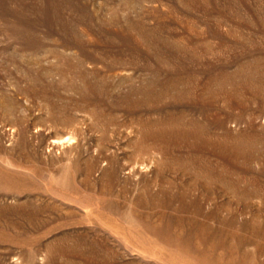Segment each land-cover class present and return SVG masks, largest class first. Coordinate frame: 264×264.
<instances>
[{
    "label": "rangeland",
    "instance_id": "1",
    "mask_svg": "<svg viewBox=\"0 0 264 264\" xmlns=\"http://www.w3.org/2000/svg\"><path fill=\"white\" fill-rule=\"evenodd\" d=\"M0 264H264V0H0Z\"/></svg>",
    "mask_w": 264,
    "mask_h": 264
},
{
    "label": "bare ground",
    "instance_id": "2",
    "mask_svg": "<svg viewBox=\"0 0 264 264\" xmlns=\"http://www.w3.org/2000/svg\"><path fill=\"white\" fill-rule=\"evenodd\" d=\"M54 143H55V142H54ZM54 143H53V144H54Z\"/></svg>",
    "mask_w": 264,
    "mask_h": 264
}]
</instances>
